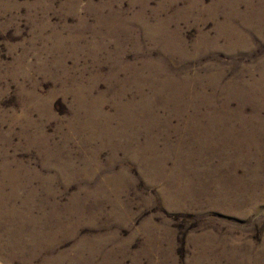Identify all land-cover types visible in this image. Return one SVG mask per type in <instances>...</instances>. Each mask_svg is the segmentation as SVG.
Segmentation results:
<instances>
[{
  "label": "rangeland",
  "instance_id": "obj_1",
  "mask_svg": "<svg viewBox=\"0 0 264 264\" xmlns=\"http://www.w3.org/2000/svg\"><path fill=\"white\" fill-rule=\"evenodd\" d=\"M0 264H264V0H0Z\"/></svg>",
  "mask_w": 264,
  "mask_h": 264
}]
</instances>
